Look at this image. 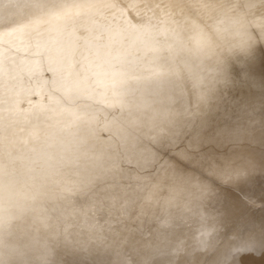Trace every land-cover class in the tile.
<instances>
[{
    "label": "water",
    "instance_id": "95a60500",
    "mask_svg": "<svg viewBox=\"0 0 264 264\" xmlns=\"http://www.w3.org/2000/svg\"><path fill=\"white\" fill-rule=\"evenodd\" d=\"M128 1L129 11H142L139 6L148 8L158 0ZM170 1L179 14L175 23L159 32L145 30L141 56L158 83L143 87L135 104L131 102L136 110L131 134L124 136L115 128H127L107 124L105 129L116 131L120 139L96 143L92 138L94 123L80 120L62 131L46 128L42 120L31 123L43 128L33 129L37 130L36 139L28 136L22 141L16 138L17 128L10 134L3 130L0 245L21 219L39 217L45 206L65 202L77 209L87 207L94 214L110 212L116 228L114 242L119 246L115 256L123 249L119 264H136L137 253L146 252L149 242L158 239L163 243L170 238L151 217L154 211H148L154 209L153 196L166 188L169 180L189 178L197 188L200 183L205 185L198 193L200 206L188 207L189 217L179 225L172 222L171 229L194 231L195 223L189 218L196 211L204 218L219 211V222L215 224L216 240L190 251L187 264H196L198 258L199 264H216L217 246L227 237L241 244L243 239L249 240V246H240L243 249L264 251L262 3L209 0L214 2L210 3L215 7L213 15L201 20ZM228 2L234 8L218 6ZM120 71L115 78L122 77ZM226 81L230 86L215 84ZM129 88L121 90L115 100L124 108L131 107L122 99ZM27 116L14 121L4 117L1 122L4 126L21 123ZM108 198L115 204L100 207ZM217 198L221 201L214 209ZM253 203L262 206L254 209ZM251 228L258 237H245ZM187 240L182 239L184 244ZM190 252L175 249L170 264H184L181 260ZM244 262L239 259L238 264Z\"/></svg>",
    "mask_w": 264,
    "mask_h": 264
},
{
    "label": "bare ground",
    "instance_id": "6f19581e",
    "mask_svg": "<svg viewBox=\"0 0 264 264\" xmlns=\"http://www.w3.org/2000/svg\"><path fill=\"white\" fill-rule=\"evenodd\" d=\"M247 1L264 4V0ZM172 2L201 20L210 19L215 8L210 5L214 2L209 0ZM128 4V0H0V137L17 128L16 138L21 141L28 136L36 139L37 130L33 129L43 126L34 124L40 120L45 127L67 128L75 122L73 103L76 100H82L91 109L103 113L104 123L115 124L113 104L101 97L99 88L108 71L112 74L108 83L119 81L130 87L133 96L137 97L143 87L158 83L152 75V68L143 63L141 56L145 30L159 32L172 26L179 14L173 10L170 0L149 3L150 8L139 6L142 11H129ZM221 5L224 10L234 8L231 2L218 4ZM40 14L48 16L47 25L37 23ZM260 14L264 25V9ZM16 31L20 32L22 42L13 47L6 43V38ZM120 70L122 77L115 78ZM67 114L69 118H63ZM21 116L28 119L2 125L4 117L14 121ZM63 119L69 121L61 122ZM117 134L114 132L113 136ZM43 136L45 140L47 134ZM4 143L8 141L4 140ZM233 167L238 168V164ZM195 184L189 178L169 180L155 198V204L176 207L183 199L189 198L199 207L198 193L205 185L200 183L197 188ZM109 200L101 202L100 207L114 203ZM220 201L217 198L213 203L214 209L219 208ZM57 204L45 206L39 217L30 216L18 221L0 246H4L10 255L24 257L29 264H112L91 235V225L106 220L101 222L97 214L86 215L83 210L88 221L86 224H90L86 225L64 202ZM196 212L195 217L189 218H193L195 231L200 226L214 229L209 242L201 245L205 248L216 240L215 224L219 222V211H211L209 218H204L200 211ZM188 217L183 215L178 224ZM253 231L254 228L247 229L245 237H258ZM242 244L249 246V240L243 239ZM242 244L240 242L238 246ZM88 249L93 252L81 261ZM122 251L117 255L120 258ZM136 260V264H141V258ZM174 260L168 258L160 264H170ZM187 260L183 258L181 262L187 264Z\"/></svg>",
    "mask_w": 264,
    "mask_h": 264
},
{
    "label": "rangeland",
    "instance_id": "374dc122",
    "mask_svg": "<svg viewBox=\"0 0 264 264\" xmlns=\"http://www.w3.org/2000/svg\"><path fill=\"white\" fill-rule=\"evenodd\" d=\"M262 9H264V4H262ZM37 18H38L37 23L40 25L45 26L49 22L48 16H46L45 14H40ZM19 34H20V32L16 31L13 34L8 35L6 38V43H8L9 45H11L13 47L18 46L22 42L21 36ZM254 60L255 59H252V61H247V62L251 63ZM244 65H242V66H244ZM110 76H112L111 71H108L106 76H105L104 83L102 84V86L99 87V88H101L100 95H101V97H104L108 100L106 102H109V103L111 102V104H113L112 110H113V117L116 119L115 124H118V126L120 128L125 127L128 129L127 130V129L115 128V130L118 133H125L124 136H127L129 133L130 134L132 133L131 128L133 127V125H131L130 122H131V118H132L133 114L136 112V110H134V108L132 107L131 102L133 104H135L138 97L133 96V91L131 88H129L126 91L127 94L125 93V95L122 99H124V103L128 102L129 105H131V107L129 106V107L124 108L118 101L115 102V100H117L116 98L118 97L119 93H121V90H123L127 87L123 86V84H121L119 81H116V80H114L113 83H108ZM215 84H222V86L224 87V84L226 86H228V85L230 86L231 82L230 81L218 82V83L215 82ZM151 86H153V84L149 85L148 87H151ZM214 92H216V91H214ZM112 100H114V102ZM210 101H214V99H210ZM73 110H75V118H74L75 122L76 121L78 122L80 120V121H82V123L83 122L94 123L93 127L96 131V134H94L92 138H93V140L96 141V143L104 142L103 140H113V139L119 138L118 134L116 137L113 136L114 132H116V131L112 130V132H110L109 130L105 129L106 126H104V125H107V124L103 122V117H102L103 113H98L96 110L91 109L90 106L86 105V103L84 101L76 100L73 103ZM27 125H29V124H27ZM111 125L113 126V124H111ZM46 128H48V127H46ZM67 129H68V127L61 129V131L67 130ZM126 130H127V132H126ZM140 130L141 129H139L138 132H140ZM44 135H46V134H44ZM160 191L157 192L156 196H153V203L152 204L154 205V209L152 210V208L150 207V209H148V211L149 212L154 211L153 213H151L152 214L151 217L154 220H156V222L159 225H161V228L162 227L164 228V229H162L164 231V234L170 238H168L163 243L158 241V239H155L153 242H149L148 243V249L146 252H144L142 254L137 253V256L139 258H141V264H144V263L145 264H160L161 261L166 260L168 258L175 259L174 255H173V251L175 249L186 248L189 252L192 251L193 249H196V248L200 249L201 245L202 244L206 245V243H208L212 237L211 236L210 238L205 239L201 235V233L207 228L206 226H204V227L200 226L196 231L194 230L192 232H187L188 230L187 231L179 230L180 228H176V230H172L171 226H170V224H172V222H174V225H176V224L179 225L178 220L183 215L189 214V209H187V208L190 206H195V207H197V206L192 201V199H189V198L183 199L176 207H170L167 204L156 205L155 204L156 203L155 198L160 193ZM254 204L255 203H253V205ZM67 206L70 209H72L73 211H75L77 216L79 217V219L85 224L88 223V221L85 220V213L83 210H86V215H94V213L92 211H89L87 209V207H85L84 209L83 208L77 209V208H74L73 206H69V205H67ZM260 206H262L261 203H256L254 205V209H257ZM110 208H114V207L112 206ZM80 210H82V211H80ZM97 215L100 217L101 222H103V219H104V220H106L107 223L106 222H105L106 224L105 223H101V224L99 223V224H95V226L91 225V228H92L91 235L96 239V242H97L99 248H101V250L105 254L107 260L109 262H111L112 264H114V262H115V264H119L121 258L119 256H117L118 253L115 256V253L118 251L119 246L116 242H114L116 228L113 226L114 225L113 224V218L111 217L110 212L107 213L106 211H105V213H101V214H97ZM192 217H195V213H193ZM86 225H90V224H86ZM94 228H96V229H94ZM161 228L159 227V229H161ZM245 235H246V232H245ZM184 237H188L186 244H184V242L182 241V239ZM240 242L241 241H239V242L237 241L235 243L238 245ZM204 245L201 248H204ZM3 247L0 246V264H4V263H8V262L10 263V260H12V262L10 264H29L28 260L24 259V257L22 258V257L16 256V255H10L8 250H6ZM92 252H93V249L86 250L84 253V256L81 258V261H84L85 259L89 258V256L91 255ZM259 253H260L259 255H256V254H253V252H248L245 255H241L239 257V259H241V260L245 259L244 264H264V251H260ZM186 255L187 256H185L184 258L189 259L191 252L189 254H186ZM113 259H114V261H113ZM200 260H201L200 258L196 259L195 263L197 264L198 261L200 262ZM136 261L137 260H135V262Z\"/></svg>",
    "mask_w": 264,
    "mask_h": 264
},
{
    "label": "clouds",
    "instance_id": "9594fccd",
    "mask_svg": "<svg viewBox=\"0 0 264 264\" xmlns=\"http://www.w3.org/2000/svg\"><path fill=\"white\" fill-rule=\"evenodd\" d=\"M214 233V229L211 227L206 228L201 235L207 239ZM248 252L259 255L260 253L255 251L253 247L243 249L235 243V238L227 237L220 241L216 250V264H238L239 257L245 255Z\"/></svg>",
    "mask_w": 264,
    "mask_h": 264
}]
</instances>
